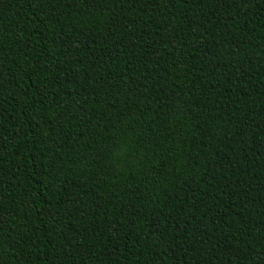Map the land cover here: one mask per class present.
<instances>
[{
    "label": "trees",
    "instance_id": "obj_1",
    "mask_svg": "<svg viewBox=\"0 0 264 264\" xmlns=\"http://www.w3.org/2000/svg\"><path fill=\"white\" fill-rule=\"evenodd\" d=\"M0 264H264V0H0Z\"/></svg>",
    "mask_w": 264,
    "mask_h": 264
}]
</instances>
